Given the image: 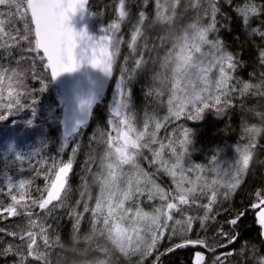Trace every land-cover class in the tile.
I'll list each match as a JSON object with an SVG mask.
<instances>
[{
    "label": "snow or ice",
    "instance_id": "1",
    "mask_svg": "<svg viewBox=\"0 0 264 264\" xmlns=\"http://www.w3.org/2000/svg\"><path fill=\"white\" fill-rule=\"evenodd\" d=\"M110 7L104 22L109 5L90 0H0V123L30 113L25 129L40 137L0 152V264H163L188 246L200 249L194 264H264V0ZM245 45L256 50L247 78ZM109 82L103 124L88 134ZM53 89L57 101L42 109ZM209 114L238 116V140L231 158L217 146L198 163L188 122ZM38 118L61 134L37 129ZM256 176L248 207L259 231L244 240L236 229L247 210H227V229L216 217Z\"/></svg>",
    "mask_w": 264,
    "mask_h": 264
},
{
    "label": "trees",
    "instance_id": "2",
    "mask_svg": "<svg viewBox=\"0 0 264 264\" xmlns=\"http://www.w3.org/2000/svg\"><path fill=\"white\" fill-rule=\"evenodd\" d=\"M112 2L113 0H90V5L94 10L101 8L103 5H109V10L103 18L106 22L112 15L110 7ZM137 2H139V0H137ZM95 26L96 25L94 22V27ZM237 35H239V33H237ZM221 37L231 46L232 49L240 50V41H237L233 34L222 31ZM241 39H243V37H241ZM242 51L243 57L247 62L248 67L246 69H241L240 75L247 78V74L252 71V65L256 50L255 48L250 49L247 45H245ZM36 86L38 87V85ZM113 90L114 84L111 82L107 93L103 95L100 104H98L95 108V115L90 121V126L87 129L88 134H91L98 123L103 124V114L106 112V106L111 102ZM134 99L138 107L143 108L144 97L141 91V84L139 83H136L135 85ZM56 100L57 98L54 89L44 93L41 99V108L43 109L49 103L56 102ZM27 118H30V113H22L19 117H17L18 125L15 127L10 124L0 123V152L6 150L9 141L17 142V147L24 151H28L33 147L39 146L40 137L35 132L25 129L24 120H26ZM238 124V116L217 117L213 114H209L204 121H189L188 126L193 127L196 132L195 147L197 150L193 152L192 159L198 163H203L213 149H215L217 146L225 147L226 145L229 147H225V158H231L234 153L230 146H233L238 140ZM35 125L37 129L41 128V126L46 128L48 135L53 138H56L61 134L60 128H57L55 126L49 127V125L45 124L43 120H40L39 118L35 122ZM56 147H58V145L50 144L49 148L46 151L54 154ZM260 158L264 159V156H261ZM76 173L77 175L72 177L71 181L74 190L72 193L73 200L78 196L76 189L79 185V166L76 168ZM40 182L41 181H38V183ZM258 186L259 177H253L249 180L248 185L243 189L240 195L235 197L233 200L224 203L223 207L218 209L220 214L216 217L217 225H224L225 229L229 227L226 221L231 219V216L229 215V212L227 210H232L233 213L235 209L247 210V214L239 223L236 231L244 240L255 241V238L259 231V226L255 223V210L248 207L249 201L253 199L248 195V193L254 191ZM86 227L87 225L85 224V228ZM69 228L70 224H68L67 218L65 217V219L60 222V230L62 232H66ZM197 231L199 232V230ZM199 234L201 236L203 235L202 232H200ZM189 235L192 239L197 238L196 234L189 233ZM170 246L172 245L167 240H165L163 242L161 251H163L164 248ZM197 250L200 249L194 246L176 249L174 252L162 257L163 264H194V256ZM7 264H12V260L9 259L7 261Z\"/></svg>",
    "mask_w": 264,
    "mask_h": 264
},
{
    "label": "water",
    "instance_id": "3",
    "mask_svg": "<svg viewBox=\"0 0 264 264\" xmlns=\"http://www.w3.org/2000/svg\"><path fill=\"white\" fill-rule=\"evenodd\" d=\"M110 83H111V82H109V84L106 86L104 94H106V92L108 91V88H109V86H110ZM61 132H62V129H61Z\"/></svg>",
    "mask_w": 264,
    "mask_h": 264
},
{
    "label": "rangeland",
    "instance_id": "4",
    "mask_svg": "<svg viewBox=\"0 0 264 264\" xmlns=\"http://www.w3.org/2000/svg\"><path fill=\"white\" fill-rule=\"evenodd\" d=\"M105 22V21H104ZM107 22V21H106ZM93 26H94V22H93ZM57 101V100H56ZM9 143H13V141H9L8 142V145H9ZM16 145H17V142H14ZM194 261H195V256H194Z\"/></svg>",
    "mask_w": 264,
    "mask_h": 264
}]
</instances>
